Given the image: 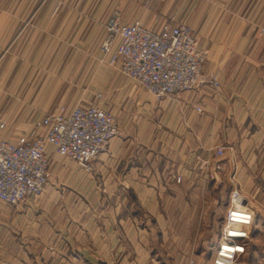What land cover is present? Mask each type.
I'll list each match as a JSON object with an SVG mask.
<instances>
[{
    "label": "crops",
    "instance_id": "1",
    "mask_svg": "<svg viewBox=\"0 0 264 264\" xmlns=\"http://www.w3.org/2000/svg\"><path fill=\"white\" fill-rule=\"evenodd\" d=\"M55 1L0 0V108L29 110L31 120L14 138L49 109L94 100L113 109L120 130L90 171L49 151L44 195L22 203L24 213L0 215L17 241L0 247V264H188L206 219L202 203L215 183L202 181L196 154L206 157V147L224 145L221 179L234 175V185L264 207V0H152L154 11L179 13L191 26L208 50L203 70L213 71L220 85L149 105L148 94L99 49L111 2L57 0L52 15ZM24 26L27 32L15 38ZM0 122V137L8 138L2 116ZM63 186L73 193H61ZM25 236L30 246H19Z\"/></svg>",
    "mask_w": 264,
    "mask_h": 264
},
{
    "label": "built area",
    "instance_id": "2",
    "mask_svg": "<svg viewBox=\"0 0 264 264\" xmlns=\"http://www.w3.org/2000/svg\"><path fill=\"white\" fill-rule=\"evenodd\" d=\"M264 32L260 28L259 34ZM99 49L107 62L136 83L150 99L178 96L181 92L208 85H220L213 71H204L208 50L200 48L191 26L175 15L157 27L140 20L124 22L118 12L105 21V36ZM97 98L100 97L98 93ZM197 112L202 107L194 104ZM4 122H0V128ZM119 131L115 115L94 101L60 104L33 121L30 130L15 139L0 137V205L18 207L30 197L40 196L51 178L49 151L71 159L85 170ZM222 144L206 147V157L196 154L202 181L217 182L223 171ZM235 156L230 157L234 163ZM181 175L174 181L181 182ZM231 189L220 234L210 264H244L247 240L254 219L252 198L235 186ZM188 264H194L189 259Z\"/></svg>",
    "mask_w": 264,
    "mask_h": 264
},
{
    "label": "rangeland",
    "instance_id": "3",
    "mask_svg": "<svg viewBox=\"0 0 264 264\" xmlns=\"http://www.w3.org/2000/svg\"><path fill=\"white\" fill-rule=\"evenodd\" d=\"M106 1L107 0H103L104 3ZM109 1L111 2L112 6H111V9L109 11L108 16L111 15L114 11L118 12L121 15L122 20L124 22H131L133 20H140L141 22H143L147 26L157 27L162 20H164L165 18H169L172 15H175L177 19L182 20L180 17H178L179 13L171 12L170 10L165 11V12L163 11L164 9L161 11L159 9L157 12L154 11L152 9L154 7L152 5V0H109ZM59 4H60V2L57 0L54 2L53 9L51 12L52 15L57 13ZM108 16H107V18H108ZM123 17H124V19H126L127 17H132V18H131V20L125 21L123 19ZM104 25H105V22H104ZM27 30H28V28L25 26L18 28V30L15 33L16 34L15 38H17L18 35L22 36L23 33L27 32ZM15 43H13L11 46H10V44L5 45V47H9V46H10V48L12 46H16V47L19 46L20 47V42H18L16 45H15ZM53 46L57 47V45H53ZM63 46H64L63 49L66 48L65 51L70 50V47H72L71 44L62 45V47ZM5 56H4V59H6L9 56L8 52L5 53ZM9 58H10V56H9ZM54 63H55V61H54ZM51 70L53 71V68ZM52 71H51V73H53ZM55 72H56V70H55ZM66 78L69 79V76H67ZM50 80L52 81L53 79H50ZM65 92L59 91L58 95H62ZM98 93L100 94V96L102 95V92L101 91L99 92L98 90L94 91V93H93L96 98H97L96 95ZM17 97L21 98L20 94ZM94 102L98 103V101H95V100H94ZM151 102H152V99H150L149 95H148L144 99V103L146 105H149V104H151ZM107 109H109V108H107ZM111 110L113 111V109H111ZM49 111H51V110L49 109ZM47 112L48 111H46L45 113H47ZM27 113H29V110L26 111V109H22V108H15V107L14 108H11V107L0 108V117L2 116L6 121V129L4 131H5V133L9 132V131L11 132V134H9L10 136H8V139H10V140L15 139L14 135L17 131H20V130L24 129L25 127H28V123L31 122V120L29 119V117L27 119ZM118 125L120 126V124H118ZM119 126H118V128H119ZM119 130H120V128H119ZM49 160L51 161V165H52L53 161L51 160L50 155H49ZM73 162L78 167L83 168L79 164H77L75 161H73ZM86 171H88V170H86ZM227 181H224L223 179H221V175H220L219 180L217 182L213 183L211 185V187L209 188L210 192L208 191L209 194L206 195V198L204 199V202L202 203V209L204 211H206V219L204 222V226H203V220L200 221L198 234L195 236L193 247H191V249L193 250V256L191 254L189 259H193L194 264H210V259H211V256L213 255L214 247H215V244H216L218 237H219V234H220V229H221L223 217H224L226 209L229 206V192L231 189V186H230L231 184H230V182H227ZM209 183H212V182H209ZM206 185H207V183H206ZM57 189H59V188H57ZM73 189L74 188H71V187L69 188L68 186H63V188L59 189V191H61V193H63L66 190H70L73 193V191H74ZM44 193H45V190L40 196L30 197L29 199L31 200L33 198H35V199L41 198L44 195ZM72 195H74V194H72ZM29 199H27V200H29ZM252 205H253V210L255 211L254 213H257L258 216H257L256 225L254 226L253 230L251 231V235L247 240L246 252L244 255V264H245V261H246V264H252L250 261L251 257L253 258V260H255V259L259 260L260 262L258 264H264L263 263V261H264V220L263 221L259 220V217H260V219H262V217H264V216L260 215L259 212H262V211L258 210V207H260L264 211V207L258 206V204L255 203L254 201H252ZM19 206H21V204ZM18 207L0 205V215L4 216L6 218L7 217L10 218V215H12V214L26 212V210L23 211L22 208H18ZM1 209H2V211H1ZM9 222H10L9 220H7V221L2 220V218L0 220V247H12V246L14 247L15 244L17 245V241H16L17 238H15L16 243L13 242L14 240L11 238L9 227H7V226H10ZM5 227L8 230V232L5 229ZM18 239H19V241H18L19 246H23V247L24 246L27 247L28 245L30 246V242L27 240L26 236L25 237H18ZM60 239H62V238H60V237L58 238L59 243H60ZM56 240H57L56 238L53 239V242L51 244L52 247H55L54 244H55ZM56 245H58V241H57ZM253 248H254V250H253Z\"/></svg>",
    "mask_w": 264,
    "mask_h": 264
}]
</instances>
